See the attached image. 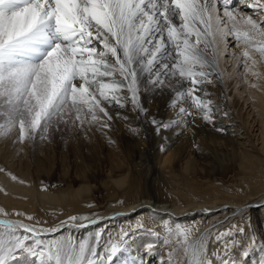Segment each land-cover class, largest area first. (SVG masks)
I'll list each match as a JSON object with an SVG mask.
<instances>
[{
    "label": "snow or ice",
    "instance_id": "6c2138e0",
    "mask_svg": "<svg viewBox=\"0 0 264 264\" xmlns=\"http://www.w3.org/2000/svg\"><path fill=\"white\" fill-rule=\"evenodd\" d=\"M247 7L259 21L234 0H0V137L18 128L23 143L46 133L54 122L83 126L112 120L109 109L126 107L125 99L138 117L147 116L142 88L145 94L167 89L174 94L168 106L175 115L167 121L150 118L157 133L197 113L212 123L211 101L196 93L213 82V73L220 77V45L227 48L230 36L243 46L246 71L257 63L253 52L264 58V0H250ZM77 220L95 223L86 216L69 217ZM38 224L0 220V264H133L130 233L124 229L101 245V231L45 240L43 235L56 229ZM141 227L137 222L133 231ZM161 232L164 245L175 241L167 264H214L208 252L210 230L193 239V226L165 221L152 234L160 239ZM234 232L244 229L232 224L216 230V238ZM255 246L252 235L240 255ZM213 255L215 264H238L227 241L223 255Z\"/></svg>",
    "mask_w": 264,
    "mask_h": 264
},
{
    "label": "rangeland",
    "instance_id": "374dc122",
    "mask_svg": "<svg viewBox=\"0 0 264 264\" xmlns=\"http://www.w3.org/2000/svg\"><path fill=\"white\" fill-rule=\"evenodd\" d=\"M234 2L236 7L242 9L245 14L253 15L257 21L260 20V16L255 15L253 9L247 7L250 0H234ZM219 7L221 6L218 4ZM220 14L222 15V11ZM226 39L227 48L223 44L220 45L221 59H217L220 73L218 79L222 91L219 92L214 88V92L224 93V101L229 108V116L232 117L228 121V116L226 119L222 117L218 125L221 126L220 122L224 120V128L232 132L231 135L234 137L233 142L236 143L237 153L213 156L212 151L225 148L224 141L212 144L205 141L206 136H199L197 144L184 152L178 161L163 162L168 153L173 151L172 148H167L166 142L159 148L158 155L141 159L131 154L132 148L126 153L113 141L110 130H113L115 134H118V131L112 125L101 128L90 123L80 126L77 122L73 125L71 120L67 124L59 125L54 122L46 133L37 134L23 143L17 139V128L9 136L0 137V158H4L7 165L0 163V175L23 187L22 192L12 191L3 186V180L0 178V197L9 200L5 202L13 201L14 204L22 205L21 208L13 207L12 213L24 216L26 219L31 216L32 223L39 222L38 226L45 229L55 228L56 231L46 234L55 237L53 239H59L68 236L66 232L56 228L61 221L70 222L71 216L94 217L111 214L122 210L140 197L162 201L161 204L167 205L182 204L183 200L177 196L178 192L187 195L193 202L218 200L221 202L222 199L232 196L234 200L235 198L243 200L249 187L244 183L245 186L242 185L239 178L241 173L234 169L233 163L242 160V154L264 159L262 139L264 117L260 112V106L256 104V98L250 93L264 91V78L252 75L255 69L264 67V58L253 52L252 55L257 63L251 71H246L241 57L243 46L237 47L230 36ZM233 94L238 101L237 106L232 104ZM212 105L216 106V102ZM42 136L44 138H41ZM205 146H208L209 150H206ZM144 148H147V145H144ZM0 201L3 200L0 199ZM252 218L253 215L250 214L242 219L243 221L248 219L247 223H241L243 233L234 232L232 236L219 240L220 242L216 245L218 248L221 243L227 241L229 254L237 259L238 264H254L252 250L259 247L261 239L264 238V217L257 226L250 223ZM112 222L114 223L110 227L103 226L100 230L92 231V233L102 232L101 245L108 241L109 234L116 237L117 233L124 229L130 233V247L134 243H139L143 255L151 253L156 255H150L148 264L150 261L152 262L150 264H164V262L167 264L163 257L160 259V256L163 253L168 254L173 245L162 243L163 232L160 239L152 234L159 231V228H150L146 221L140 220L138 222H141L143 227L133 231L134 226L127 227L124 220L117 222L112 220ZM223 222L224 220L221 223ZM131 224L133 223L129 225ZM232 224L238 225L236 222ZM193 227L195 235L197 225ZM0 231H3L2 227ZM46 234L42 238L49 240L45 237ZM213 235V238L216 237V232H213ZM252 235L256 237V246L249 247L248 254L241 256ZM241 237L245 239L239 240ZM149 246H152L151 251H148ZM98 250L102 251L103 248ZM142 254H138L137 259L144 261Z\"/></svg>",
    "mask_w": 264,
    "mask_h": 264
},
{
    "label": "bare ground",
    "instance_id": "6f19581e",
    "mask_svg": "<svg viewBox=\"0 0 264 264\" xmlns=\"http://www.w3.org/2000/svg\"><path fill=\"white\" fill-rule=\"evenodd\" d=\"M220 57L221 54H218L217 59H221ZM254 72L257 73L256 77L260 76L264 78V67L261 66L255 69ZM212 79L213 82L211 84L201 85L200 88L202 91L196 93L198 96H201V98L211 101V108L213 109L214 117L212 124H208L207 121L202 119V114L197 113L194 116L185 117L186 122L179 126L173 125V127L168 130H161L160 133H156L150 122V118L154 116L157 120L167 121L169 118L173 117L176 109L171 108L168 105L170 103L169 96L174 94L171 92V89H167L163 93L154 90L145 94L143 88L141 89V98L143 107L148 111L147 116L138 117L137 112L133 110L130 100L125 99L124 103L126 104V107L120 108L119 106H116L109 109V114L112 116V120H106V118H104L100 123L90 124L97 125L101 128L104 122H107L109 126L112 125L113 128L118 131V134H115L113 130H110V135L113 141L126 153L132 148L131 154H135L141 159H148L149 156L154 157V155H158L160 152L159 148L164 145V142H166L168 145L167 148H172L173 155L172 152L168 153L163 162H169L170 160L178 161L184 152L189 150L192 145L197 144V141L200 139L199 136H206L207 140L205 141L212 144H215L216 142L218 143V141H224L223 146H225V148H220L219 151L218 149L212 151L211 154L213 156H216V154L234 155L237 152L235 149L236 143L233 142L234 137L231 135L232 132H229L224 128V120L220 122L221 126L218 125V121H220L222 117L226 119L228 116V121L232 116H229V108L224 101V93L219 94L220 90L222 91V86L219 79L216 78L215 73H213ZM214 88L219 92H214ZM205 91L208 94L207 96H204ZM250 93L256 98V104L260 106V112L264 117V91H251ZM127 95L128 94L125 91L124 96L126 97ZM232 98V104L237 106L238 101H236L235 94L232 95ZM214 102H216V106L212 105ZM188 103L190 102H185V106H187ZM190 111L196 112L194 108L190 109ZM124 117H127L128 119L126 120ZM217 128H221L223 131H217ZM262 139L264 142V134L262 135ZM144 145H147V148H144ZM205 148L206 150H209L208 146H205ZM241 159L242 160L234 161L233 167L241 173L239 178H241L240 182L242 185L244 183L249 187V190H246L247 193L243 196V200L236 198L234 200V196H232L233 199H230L232 198L230 197L222 199L221 202L220 200L213 202H193V200L187 195L178 192L177 196L183 200L181 201L182 204L179 203L178 205L176 203L167 205L161 204L162 201H152L140 197L136 198L131 204L122 210L111 214L96 215L94 217L86 215V217H89V219L95 221V223H89L88 220H77L76 222L61 221L56 228L66 232L68 236L79 238L88 233H92V231L100 230L103 226L110 227L114 223L112 220L116 222L118 220H124V223L130 228L135 226L134 223L144 220L149 224L150 228H159V230L162 229L164 222L167 221L170 224L176 223L184 226L197 225L198 231L193 235V239H195L199 237L201 233L205 232V230H210L213 233L216 232V230L220 231L223 228L230 226L234 222L238 223V226L242 228L241 223H247L248 220L245 219L243 221L242 219L244 216L248 217L250 214L253 215L250 223L257 226V223L264 217V159H259L249 154H242ZM0 163L6 165V160L0 158ZM0 178L3 180L2 184L6 188L11 189L12 191L17 190V192L23 191V187L17 185L11 179L2 175H0ZM147 178H149V174H147ZM0 199L3 200L0 201V209L4 210L3 212H0V220L23 221L24 223L34 224L24 216L12 213L13 207H22L20 203L14 204L13 201L10 203L5 202L9 200L4 199L3 197H0ZM149 219H154L155 221H150ZM222 220H224L223 223H221ZM239 221L241 222L239 223ZM81 223L85 224L86 227H78ZM130 223L133 224L129 225ZM50 232L51 231H48L46 233ZM235 233L240 234L239 232ZM261 234H263L262 231ZM213 236L214 235L212 234L211 238L210 236L208 237V252L210 258L215 264L216 256L213 254L216 253L221 255V253L224 252L225 243H221L218 248H216V245H218L217 243L224 238L219 241L216 237L213 238ZM45 237L49 238V240L55 238L53 236H48V234H46ZM242 239L245 238L241 237L239 240ZM260 243L259 247H255L252 250V261L254 264H264V238L261 239ZM174 244L175 241H173L172 245L174 246ZM238 249H241L240 246ZM140 250L141 247L139 246V243H134L130 247V254L134 258L133 264H148L147 260L150 259V255L153 253L143 255ZM138 254L143 255L141 257L144 258V261L139 258L137 259ZM154 255L155 254L152 256ZM161 257H163L167 263L168 254L163 253L162 256H160V259Z\"/></svg>",
    "mask_w": 264,
    "mask_h": 264
}]
</instances>
